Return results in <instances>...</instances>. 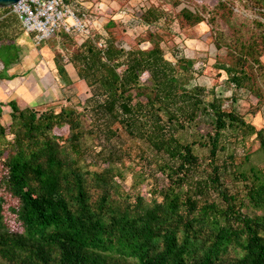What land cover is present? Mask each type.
Instances as JSON below:
<instances>
[{
    "label": "trees",
    "instance_id": "1",
    "mask_svg": "<svg viewBox=\"0 0 264 264\" xmlns=\"http://www.w3.org/2000/svg\"><path fill=\"white\" fill-rule=\"evenodd\" d=\"M257 3L264 17V0ZM218 8L226 3L220 0ZM155 11L140 14L145 26L160 19L162 12ZM180 15L183 28L204 20L187 7ZM4 22L0 41L6 38ZM114 25L111 20L103 26L107 37L92 32L69 57L89 92L77 102L80 110L7 103L10 122H0V191L17 199L18 208L11 211L26 238L56 247L58 264H264V173L248 163L247 153L220 156L228 144L244 151L251 137L264 153V128L247 123L220 98L205 101V89L192 85L195 59L167 60L151 33L137 43L148 42L149 49H125L110 33ZM234 43L223 47L213 40L226 57H217L211 67L224 72L235 90L260 98L249 81L255 68L264 69L259 61L264 35L247 42L236 37ZM18 61L17 47L0 48L2 73ZM55 68L71 82L61 58ZM63 125L68 131L60 142L49 131ZM199 126L204 134L192 140L183 136ZM89 137L93 145L87 144ZM195 146L207 149L205 161ZM127 161L141 171L134 173ZM152 164L166 185L150 186L147 198L131 193L146 179L142 169ZM125 172L137 180L128 190L122 186ZM151 176L156 183V174ZM237 183L242 185L232 191ZM21 247V241L0 236V253Z\"/></svg>",
    "mask_w": 264,
    "mask_h": 264
},
{
    "label": "rangeland",
    "instance_id": "2",
    "mask_svg": "<svg viewBox=\"0 0 264 264\" xmlns=\"http://www.w3.org/2000/svg\"><path fill=\"white\" fill-rule=\"evenodd\" d=\"M219 1L74 0L72 4L77 10L87 11L86 13L93 19L92 28H101L108 21L114 20L115 25L110 33L114 36L116 44L122 45L125 49L131 47L149 49L148 42L139 45L137 43L139 39L147 41L148 39L143 37L151 33L155 34L156 40L160 41L167 60L175 62L176 58L183 56L195 59L197 63L194 67L198 70V75H195L192 85L205 89V101H212L213 96L220 98L225 108L232 104L247 123L252 124L256 129L264 128V69L255 68L254 79L249 81L260 94V98H257L255 94L245 90H235L227 81L224 72L211 67L217 57L222 59L226 57L225 48L217 50L213 44L214 39H218L223 47H226L225 45L234 47L236 37L240 41L247 42L258 41L260 35H264V17L260 14L263 8L257 3L258 0H221L226 3V8L216 9ZM176 2L179 4L175 6ZM151 7L156 9V13L162 12V14H159L160 19L156 22L145 26L140 20V14ZM185 7L202 15L203 22L195 27L183 28L184 23L181 21L180 10ZM224 17L229 19L230 23H227ZM2 21H5L4 27L6 28L2 32L6 38L0 41V48L4 44L17 47L19 61L6 73L3 72L4 74L2 73L3 65L0 62V103L3 104L0 122L6 126L9 124L10 108L7 103L11 100L16 101L20 108L34 107L42 110L50 108L58 112L61 107H77L80 110L81 107L77 106V102L82 103L88 97L89 92L84 82L77 80L69 57L85 37L70 35L71 39H69L64 38V33L59 32L58 35L37 44L31 35L22 30L20 22L4 9H0V23ZM105 31L109 35L108 31ZM100 35H105L104 30L100 29ZM60 58L70 83L63 81L56 72V60ZM259 61L264 66V52L260 54ZM6 76H12V78L8 80L5 79ZM146 78L145 74L141 77L143 82H147ZM233 97H236V100L231 103ZM67 131V126L63 125L51 128L49 134L60 138V142H63ZM200 134H204L201 126L187 129L183 136L192 140ZM86 142L88 145H93L94 141L89 137ZM232 151L240 156L244 153L249 154L248 163L264 173V153L258 149L254 137L248 139L244 151L240 146L235 148L234 145L228 144L220 156H226ZM194 153L205 161L208 151L195 146ZM133 163L127 161L126 165L134 173H139L140 166H135ZM154 170V164L146 169L143 168L145 181L136 183L135 188L137 189L130 190V192H139L147 198V189L150 186H165V179ZM154 174L157 177L156 183L151 176ZM135 181L137 180H134L130 173L125 172L122 182L124 190H128L135 184ZM241 185L237 183L230 187L234 191ZM0 196L3 198V202L0 203V236L7 235L8 238L21 241L24 247V250L21 247L8 254L0 253V264H58L59 252L56 247L26 238V232L11 211V208H18L17 199L3 191H0ZM84 252L89 254L91 251Z\"/></svg>",
    "mask_w": 264,
    "mask_h": 264
},
{
    "label": "built area",
    "instance_id": "3",
    "mask_svg": "<svg viewBox=\"0 0 264 264\" xmlns=\"http://www.w3.org/2000/svg\"><path fill=\"white\" fill-rule=\"evenodd\" d=\"M10 9L22 30L31 35L37 44L50 39L59 31L87 37L92 32L100 33V29L103 30V27L92 28L93 19L87 11L66 5L64 0H20Z\"/></svg>",
    "mask_w": 264,
    "mask_h": 264
},
{
    "label": "water",
    "instance_id": "4",
    "mask_svg": "<svg viewBox=\"0 0 264 264\" xmlns=\"http://www.w3.org/2000/svg\"><path fill=\"white\" fill-rule=\"evenodd\" d=\"M20 0H0V9L9 8Z\"/></svg>",
    "mask_w": 264,
    "mask_h": 264
}]
</instances>
